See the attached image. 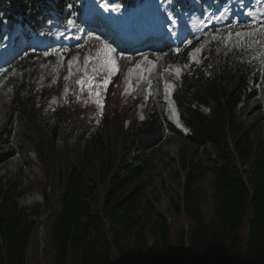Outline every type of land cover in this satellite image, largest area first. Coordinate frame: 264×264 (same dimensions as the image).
<instances>
[{
    "label": "trees",
    "instance_id": "trees-1",
    "mask_svg": "<svg viewBox=\"0 0 264 264\" xmlns=\"http://www.w3.org/2000/svg\"><path fill=\"white\" fill-rule=\"evenodd\" d=\"M72 2L0 0V22L38 33L50 20L76 13ZM202 58L183 63L180 77H165L183 130L169 106L147 109L155 79L137 85L131 70L125 85L112 77L102 106L76 84L82 73L58 91L51 82L38 88L14 81L6 133L16 125L18 146L34 151L46 168L47 152H75L65 179L60 174L65 185L50 228L52 264H264V63L249 62L245 49L222 48L215 39ZM54 92H60L56 103L50 102ZM257 98L259 118L246 122L243 105ZM171 135L194 150L180 158L185 181L170 199L168 217L149 189L157 150ZM13 154L0 142V165ZM209 175L212 193L201 198L198 184ZM21 193L20 184L0 176V264H27L39 227L40 209L21 206ZM44 196L47 206V190Z\"/></svg>",
    "mask_w": 264,
    "mask_h": 264
},
{
    "label": "rangeland",
    "instance_id": "rangeland-1",
    "mask_svg": "<svg viewBox=\"0 0 264 264\" xmlns=\"http://www.w3.org/2000/svg\"><path fill=\"white\" fill-rule=\"evenodd\" d=\"M85 4L80 7L83 13L89 12V6L93 2H97L96 9L103 10H113L120 14L124 20L129 25L132 24L133 16L135 10L128 12L124 7L115 6L104 0H84ZM159 1V0H158ZM252 6L249 11L246 12V15H250L253 9L260 8V4L264 0H251ZM80 2V1H79ZM248 1L240 0H229L225 3L224 13L232 11V5H241L237 8V17L239 16L238 9L245 10V3ZM112 3V2H111ZM95 5V3H93ZM107 5V7H105ZM161 6V5H160ZM167 5H163L166 7ZM197 13H200L199 19L209 18L210 15L214 12L206 6L205 9H202L198 4H195ZM254 6V7H253ZM82 13V15H83ZM191 14H185V17H188ZM192 16V15H191ZM224 17V15L222 16ZM239 19V18H238ZM213 21H211L212 23ZM225 20L218 21L217 26V40L225 48L231 46L243 47L247 50V60L249 62L262 64L264 62V29L260 27H250L247 24H244L241 27H237L236 21L235 24L229 25L224 24ZM19 27L16 28L18 30ZM6 29V25L2 26V30ZM77 30V29H76ZM72 25H68L67 22L63 25H49L44 30V35L54 36L58 39L57 43L63 45L64 43L70 44L76 53H71L69 59L77 55V52L80 53L78 62H73L71 71L69 69L68 61L65 60H54L47 56L42 57L41 59L32 60V64L24 69L17 67L11 70L12 76L15 78L25 79L27 81V86L37 85L40 87L45 81L54 80L55 82H60V75L67 69L69 73H82L83 77H92L94 73L92 72L93 67H98L93 65L91 62L85 65V55L90 57H95L97 50L101 47L99 41H91L88 46L82 51L81 49H76L78 44H81L78 41V38L83 37L84 34H77V31ZM66 31L72 34L70 37L68 34L61 32ZM229 32L233 33L229 35ZM236 32L252 33L251 35L245 36L243 38H237L235 36ZM197 36L198 34H192ZM193 36H189V39L186 40L184 47L188 49L189 57L193 59L196 63H201L202 51L210 43L209 35L204 32L206 40L205 47L200 48V52H196L197 46H194L192 40ZM105 38L104 36H101ZM9 39V37H7ZM75 38V39H74ZM107 39V38H106ZM20 40V39H19ZM86 40V37H85ZM189 41L191 43H189ZM114 44V43H113ZM32 45V44H30ZM56 45L47 47V52H51ZM7 47V45L3 46ZM84 52V53H82ZM126 54L132 57V60H119L118 61V72L116 74V82L118 86L125 84L122 83V79L128 67H131L137 63L143 67L145 60L139 55V53H144L147 55V61H151V66L154 64V71L156 72L157 81L155 83V95L153 96L151 103L148 104L147 109H151L154 103L161 106L162 109H165L168 104L173 113V121L176 124L178 122V113L172 99V92L174 87L172 85L166 86L163 82V77L165 72L173 73L177 76L181 75L182 70L179 67L178 63L173 61V53L169 51L167 56L161 54L159 50L153 49L146 51L136 50L134 52H125ZM85 68V69H84ZM7 67L1 69L0 71H7ZM82 70V71H78ZM133 76L136 82H142L146 79L145 73L142 70H135ZM66 79L63 80V85H67ZM114 84H116L114 82ZM13 97V90L8 85L6 86V79L0 82V142L3 143V147L12 150L14 152L13 156L9 158L6 162L0 165V176L6 180L16 181L21 185L22 193L18 199L21 206L26 207L30 210L35 208L40 209V216L36 217L39 221V227L37 231L33 234L28 250L27 264H52L55 259V248L53 241L50 237V228L52 222L57 214L60 206V197L63 192L65 183L60 181V174L62 178L66 176L68 169L71 166L73 156L75 152H50L46 153V160L50 162L49 168H46L42 162L38 159L34 151H29V148L25 149L24 147L18 146L17 139V126L13 127V130L10 133L5 131V121L9 116V107L11 105V99ZM58 94H53L50 99V102H57ZM261 103V99L257 98L252 101L248 99L243 105V110L240 112L243 119L246 122H252L253 120L259 118V114L255 111V107ZM128 120L127 123L128 124ZM181 128V125H178ZM116 140L119 141L117 137ZM117 141V142H118ZM75 142V137L71 138V143ZM193 148L187 143V141L180 136L171 135V138H168L162 146L157 150V153L154 158V168H155V178L154 185L149 189V191H156L160 196V202L157 204V210L163 215L169 217L168 206L172 196L176 193L182 192V186L185 181V173L180 169V158L181 156H189L193 152ZM11 163V169L6 171L5 168L8 163ZM95 171L99 167V161L95 163ZM55 166V167H54ZM53 168H56L57 171H54ZM65 179V178H64ZM211 176L209 175L206 179L198 184V194L201 198L207 197L212 193V188L210 185ZM49 194V201L47 206L44 205L46 200L44 196V191ZM30 196H36V201H29L27 199ZM26 197V198H25Z\"/></svg>",
    "mask_w": 264,
    "mask_h": 264
},
{
    "label": "snow or ice",
    "instance_id": "snow-or-ice-1",
    "mask_svg": "<svg viewBox=\"0 0 264 264\" xmlns=\"http://www.w3.org/2000/svg\"><path fill=\"white\" fill-rule=\"evenodd\" d=\"M68 7H71L69 5ZM107 7V5H105ZM221 16L224 15L223 12L220 13ZM169 19H172V17H169ZM68 25L73 24V20L69 19L67 20ZM173 24H175V20H173ZM258 22L256 20L252 21L251 26L255 27L257 26ZM229 28H231V25H229ZM261 28L264 29V25H261ZM233 33L229 32V35H232ZM252 33H244V32H236L235 36L237 38H243L245 36L251 35ZM89 38L93 37V33H88ZM95 39L99 41L101 47L97 50V54L95 57H90L85 55V65L89 64L91 62L93 65H96L98 67H93L92 72L94 75L92 77H86L80 80L76 81V84L81 87V90L83 91L85 88L88 90L90 95L95 96V103L98 106H102V90H106L108 85L111 83V79L114 75L118 72V61L119 60H128L129 62L132 60V57L125 53L122 49L119 48V46H114L113 42H110L106 38H102L101 36L97 35L95 36ZM213 39H215V35H213ZM189 43H191L189 41ZM78 49L84 48V45L78 44L76 46ZM67 51L66 49L61 48H54L51 50L52 53L56 54L57 56H61L62 53ZM175 51L179 53L181 51L180 48H176ZM196 52H200L201 49L197 48L195 49ZM44 56L50 55L49 52H44ZM80 53L77 52L76 56H73L70 60H68L69 69L71 71V67L73 62H78ZM139 55L144 59L147 60V55L144 53H139ZM151 63V61H149ZM139 63H137V67H139ZM95 89V91H93Z\"/></svg>",
    "mask_w": 264,
    "mask_h": 264
},
{
    "label": "bare ground",
    "instance_id": "bare-ground-1",
    "mask_svg": "<svg viewBox=\"0 0 264 264\" xmlns=\"http://www.w3.org/2000/svg\"><path fill=\"white\" fill-rule=\"evenodd\" d=\"M150 3L149 4H153V5H155V4H157L158 5V3L160 2V0L158 1V0H150L149 1ZM95 6V5H94ZM107 16H109L108 14H106ZM135 19L136 20H134V24H133V27L135 26V23L137 22V21H139V23H141V21H148L147 19H146V17H142V18H136L135 17ZM11 163L12 162H10V163H8L7 164V166H6V168H5V170L6 171H8V170H10L11 169ZM26 198V197H25ZM27 199L31 202V201H36V196H30V198H28L27 197Z\"/></svg>",
    "mask_w": 264,
    "mask_h": 264
}]
</instances>
